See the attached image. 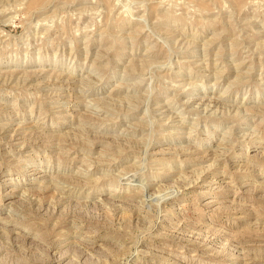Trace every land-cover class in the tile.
<instances>
[{"label":"rangeland","instance_id":"obj_1","mask_svg":"<svg viewBox=\"0 0 264 264\" xmlns=\"http://www.w3.org/2000/svg\"><path fill=\"white\" fill-rule=\"evenodd\" d=\"M0 264H264V0H0Z\"/></svg>","mask_w":264,"mask_h":264},{"label":"bare ground","instance_id":"obj_2","mask_svg":"<svg viewBox=\"0 0 264 264\" xmlns=\"http://www.w3.org/2000/svg\"><path fill=\"white\" fill-rule=\"evenodd\" d=\"M133 184V183H132Z\"/></svg>","mask_w":264,"mask_h":264}]
</instances>
